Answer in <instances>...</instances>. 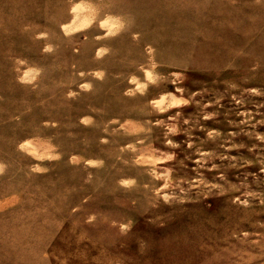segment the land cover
<instances>
[{"label": "rangeland", "instance_id": "obj_1", "mask_svg": "<svg viewBox=\"0 0 264 264\" xmlns=\"http://www.w3.org/2000/svg\"><path fill=\"white\" fill-rule=\"evenodd\" d=\"M0 264H264V0H0Z\"/></svg>", "mask_w": 264, "mask_h": 264}, {"label": "clouds", "instance_id": "obj_2", "mask_svg": "<svg viewBox=\"0 0 264 264\" xmlns=\"http://www.w3.org/2000/svg\"><path fill=\"white\" fill-rule=\"evenodd\" d=\"M187 101H183V100H177L176 103H186ZM23 147V145L21 146Z\"/></svg>", "mask_w": 264, "mask_h": 264}]
</instances>
